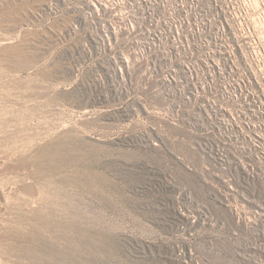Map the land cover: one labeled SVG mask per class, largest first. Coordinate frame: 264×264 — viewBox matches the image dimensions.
Here are the masks:
<instances>
[{
	"label": "rangeland",
	"instance_id": "obj_1",
	"mask_svg": "<svg viewBox=\"0 0 264 264\" xmlns=\"http://www.w3.org/2000/svg\"><path fill=\"white\" fill-rule=\"evenodd\" d=\"M0 264H264V0H0Z\"/></svg>",
	"mask_w": 264,
	"mask_h": 264
}]
</instances>
